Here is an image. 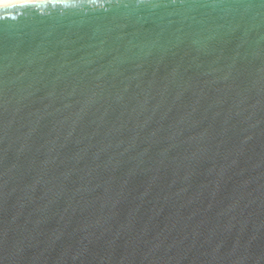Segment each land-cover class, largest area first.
I'll list each match as a JSON object with an SVG mask.
<instances>
[{
  "label": "water",
  "instance_id": "water-1",
  "mask_svg": "<svg viewBox=\"0 0 264 264\" xmlns=\"http://www.w3.org/2000/svg\"><path fill=\"white\" fill-rule=\"evenodd\" d=\"M0 264H264V0L0 7Z\"/></svg>",
  "mask_w": 264,
  "mask_h": 264
},
{
  "label": "snow or ice",
  "instance_id": "snow-or-ice-1",
  "mask_svg": "<svg viewBox=\"0 0 264 264\" xmlns=\"http://www.w3.org/2000/svg\"><path fill=\"white\" fill-rule=\"evenodd\" d=\"M49 2V0H0V7L10 8L16 6H28L29 4ZM54 3H62L64 0H50Z\"/></svg>",
  "mask_w": 264,
  "mask_h": 264
}]
</instances>
